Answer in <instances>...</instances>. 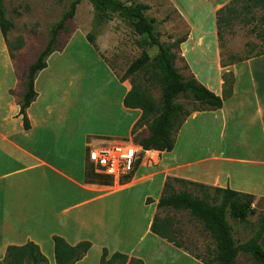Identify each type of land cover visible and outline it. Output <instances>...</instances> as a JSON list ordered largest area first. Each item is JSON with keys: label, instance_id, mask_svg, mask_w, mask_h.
<instances>
[{"label": "crops", "instance_id": "crops-1", "mask_svg": "<svg viewBox=\"0 0 264 264\" xmlns=\"http://www.w3.org/2000/svg\"><path fill=\"white\" fill-rule=\"evenodd\" d=\"M171 1L189 27L180 56L192 74L221 97L223 75L231 72L232 95L222 108L188 117L171 152L142 150L157 153L158 158L154 154L153 158L158 161L145 155L130 182L105 186L86 182V149L88 143L134 140L132 130L142 111L124 105L132 88L130 81H121L100 54L96 60H88V68L95 63L105 70L108 79L102 82L111 88L100 90L94 81L98 78L88 72V127L78 126L71 132L63 131L54 107L44 103L43 96L50 88L39 89V77L35 84L38 96L27 110L29 130L19 115L20 103L2 91L12 105L8 119L16 129L0 130V262L9 246L34 242L51 264L45 250H53V236L57 235L71 245L92 243L88 254L76 264H100L104 248L110 254L120 252L141 259L144 264H164L169 259L175 264L183 258L204 264L151 231L167 178L264 197V55L227 67L217 63L220 75L217 80L211 78L206 67V41L197 36L209 26L214 39L218 37L217 13L233 0ZM214 43L218 49V39ZM197 71H202V76ZM159 168L164 171L160 173ZM147 198L155 202L147 204ZM146 218L150 219L143 229L141 220Z\"/></svg>", "mask_w": 264, "mask_h": 264}, {"label": "rangeland", "instance_id": "rangeland-1", "mask_svg": "<svg viewBox=\"0 0 264 264\" xmlns=\"http://www.w3.org/2000/svg\"><path fill=\"white\" fill-rule=\"evenodd\" d=\"M76 0H4L7 17L14 23V28L9 32V45L4 40L0 31V95H11L15 102H21L26 90V77L29 66L34 63L40 53L48 44L53 28L61 22L64 16L71 10ZM125 4H145L148 9L145 15L154 21L155 33L160 42L166 46H172L176 40L187 37L189 27L182 22L180 13L176 10L171 0H121ZM232 2V1H231ZM230 2V3H231ZM229 3V4H230ZM248 0H239L231 11H224L219 16L217 35H211V28H205L204 34H198L197 38L206 41L205 49L208 63L207 70L211 72V78L218 79L217 63L234 64L239 58H247L264 51V11L261 7ZM226 4L225 6H227ZM224 6V7H225ZM223 7V8H224ZM218 14V13H217ZM218 19V18H217ZM218 23V22H217ZM203 29V28H199ZM95 35L97 50L87 40L88 34ZM144 38L135 33L129 21L114 12L108 19L99 20L97 7L91 0H82L77 6L72 19L67 20L66 26L59 32L57 51L48 59V68L40 74L39 89L48 90L44 94V103L54 107L60 118L63 131L71 132L79 126L88 127V72L94 77L101 89L111 86L102 81L107 80L104 69H99L95 63L93 68H88V60H96L97 53L108 63L118 77L125 74L131 63L143 52L141 42ZM219 42L218 49L214 40ZM148 53L154 56L158 52L157 47H147ZM176 54V66L180 73L190 78L194 76L185 60L180 56L181 44L173 48ZM90 57H89V56ZM199 67V66H198ZM200 68V67H199ZM89 69V71H88ZM198 72V71H197ZM200 75L202 71L198 72ZM198 74V75H199ZM45 75V76H44ZM202 76V75H201ZM37 77V79H38ZM138 84L148 89L157 101L161 99V87L152 82L150 75L132 76ZM198 78V77H197ZM150 80V81H149ZM95 89V85H94ZM181 101H184L183 99ZM192 108V106H189ZM12 109L11 103L3 96L0 97V130L16 125L10 124L8 113ZM181 129V128H180ZM179 129V131H180ZM179 131L177 132L178 139ZM147 135L146 128H139L135 135ZM115 139V138H114ZM154 155L158 154L153 152ZM152 153H140L139 157L146 155L153 162ZM150 167V166H149ZM157 171L163 172V168ZM116 183V181H115ZM177 190H188L198 195V190L190 185H176ZM141 206V202L138 203ZM255 213L250 215L245 222L235 221L231 217L228 221L233 227L234 237L239 243L248 242L258 236L261 228L264 230V197L255 196ZM160 216H170L174 220V228L178 231L175 238L190 253L206 260L215 249V243L210 234L205 230L204 224L195 220L187 212L161 211ZM150 218L141 220L143 229H146ZM260 243L264 247V231L261 232ZM50 256L51 264H55L54 248L45 250ZM96 252H93L95 258ZM164 264H173L169 259ZM175 264H192L190 260H177ZM236 264H255L253 256L241 251Z\"/></svg>", "mask_w": 264, "mask_h": 264}, {"label": "trees", "instance_id": "trees-1", "mask_svg": "<svg viewBox=\"0 0 264 264\" xmlns=\"http://www.w3.org/2000/svg\"><path fill=\"white\" fill-rule=\"evenodd\" d=\"M4 0H0V31L6 43L9 45V32L14 28V23L7 17ZM82 0L73 2L71 10L64 16L52 30L51 38L40 53L37 60L29 66L26 77V90L20 102L24 128H31L27 110L35 102L38 93L35 88L36 79L40 72L48 67L49 57L57 51L59 32L66 26V22L72 19L76 13L77 6ZM97 7L98 19H108L110 13L117 12L126 18L135 33L144 39L141 42L143 52L134 60L125 74L120 77L121 81L134 75L148 76L151 81L161 87V99L157 101L147 88L141 86L134 78L131 79L132 88L124 99V105L129 109H140L142 115L135 123L132 135H135L139 128H146L147 135L134 137V142L144 151L171 152L175 147L176 135L182 125L194 112L218 110L223 107V102L233 93L234 75L229 72L223 75L224 95L216 93L202 84L195 76L184 77L176 66V54L173 48L179 47L186 37L176 40L172 46H164L155 33L154 21L146 17L145 11L148 6L145 4H125L121 0H91ZM239 0H233L230 4L220 9L219 16L224 11H231ZM247 6L251 3L261 7L264 11V0H248ZM87 40L96 48L95 35L88 34ZM147 47H157L158 52L151 56ZM264 55V51L254 55ZM253 57V56H251ZM239 58L236 63L250 59ZM235 64V63H234ZM232 64H222L227 67ZM150 81V80H149ZM184 101H181V100ZM189 106H192L190 108ZM143 159L140 156L136 162L133 172L126 178L119 180L120 184H126L132 180ZM86 182L105 186H113L115 180L107 175L96 173L93 165L87 160ZM190 185L198 190V195L188 190H177L176 185ZM147 204L155 202L147 198ZM255 195L247 194L231 188H220L206 184L193 182L176 177H168L165 182L161 197L157 202L158 212L151 224V231L173 244L179 249L190 253L177 241L174 228V220L170 216H160L161 211L187 212L195 220L204 224L205 230L210 234L215 243V249L210 257L202 260L199 256L190 253L204 264H236L241 251L250 253L255 264H264V247L260 243L261 232L258 236L248 242L239 243L234 237L233 227L228 221L231 217L235 221L245 222L248 217L254 214ZM54 255L56 264H76L82 260L92 248L90 241H82L76 245L69 244L61 236H53ZM0 264H50L47 256L41 251L39 245L28 242L25 245H11L7 248L5 257ZM100 264H144L141 259L130 258L120 252L110 254L104 248L100 258Z\"/></svg>", "mask_w": 264, "mask_h": 264}, {"label": "built area", "instance_id": "built-area-1", "mask_svg": "<svg viewBox=\"0 0 264 264\" xmlns=\"http://www.w3.org/2000/svg\"><path fill=\"white\" fill-rule=\"evenodd\" d=\"M86 150L95 172L110 176L116 182L133 172L142 152L134 140H105L97 145L88 143Z\"/></svg>", "mask_w": 264, "mask_h": 264}]
</instances>
